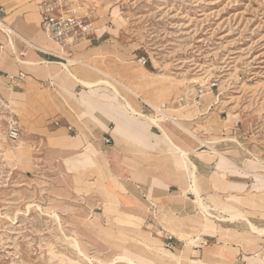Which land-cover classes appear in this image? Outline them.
<instances>
[{
	"label": "crops",
	"instance_id": "0c3cea01",
	"mask_svg": "<svg viewBox=\"0 0 264 264\" xmlns=\"http://www.w3.org/2000/svg\"><path fill=\"white\" fill-rule=\"evenodd\" d=\"M40 1L0 0L1 95L14 107L21 129L23 115L36 128V141L44 142L39 154L59 159L56 166L77 182L74 194L89 211L97 210L103 219L126 218L156 234L170 253V264H264V152L231 144L236 141L223 135L226 127L198 130L201 116L215 112L216 102L204 96L197 105L193 96L184 101L180 95L156 116L155 104L136 91L130 78L112 76L103 66L84 67L83 59L102 47L94 44L103 36L100 29L95 27L88 43L52 44L42 28ZM110 76L128 88L116 85L118 95L106 83L88 88L81 81ZM126 102L144 115L165 119L158 125L138 118ZM189 110L190 116L184 113ZM26 141L22 138L23 147ZM182 150L189 151L194 165ZM195 188L204 203L214 206L209 205L208 216Z\"/></svg>",
	"mask_w": 264,
	"mask_h": 264
},
{
	"label": "rangeland",
	"instance_id": "374dc122",
	"mask_svg": "<svg viewBox=\"0 0 264 264\" xmlns=\"http://www.w3.org/2000/svg\"><path fill=\"white\" fill-rule=\"evenodd\" d=\"M67 7L103 32L94 42L102 47L83 59L84 67L103 66L112 76L130 78L156 107L180 95L190 100L203 87L204 99L216 105L197 129L226 127L223 135L236 141L231 144L264 152V0H68ZM142 56L146 66L137 62ZM1 90L0 83V264H130L118 256L170 264L161 239L142 224L89 211L74 194L77 182L56 166L59 159L40 155L44 142L36 141L26 115L21 125L27 157L9 155L22 138H7Z\"/></svg>",
	"mask_w": 264,
	"mask_h": 264
},
{
	"label": "built area",
	"instance_id": "2783aa9c",
	"mask_svg": "<svg viewBox=\"0 0 264 264\" xmlns=\"http://www.w3.org/2000/svg\"><path fill=\"white\" fill-rule=\"evenodd\" d=\"M67 6L68 0H41L39 3V13L43 31L50 40L63 45H74L92 35L95 27L89 19L76 16L66 11ZM0 10L3 11V8H0ZM1 29L6 34L11 32L4 26ZM137 62L142 66H146L148 58L145 56L139 57ZM21 76H23L22 73ZM206 93L205 88H197L193 95L194 102L197 105H201V99ZM166 105V103H163L159 107H152V110L156 116H162ZM2 107L3 111H7L9 115L7 117V138L11 142H17L21 138L22 129L13 114L9 113V110L11 111L10 103L3 101ZM106 141L109 142V139H106ZM167 240V246H169L172 236H168Z\"/></svg>",
	"mask_w": 264,
	"mask_h": 264
},
{
	"label": "bare ground",
	"instance_id": "6f19581e",
	"mask_svg": "<svg viewBox=\"0 0 264 264\" xmlns=\"http://www.w3.org/2000/svg\"><path fill=\"white\" fill-rule=\"evenodd\" d=\"M12 28V27H11ZM11 30V29H10ZM12 32L14 33V34H17V33H15L13 30H12ZM3 34V33H2ZM13 36V35H12ZM19 37V36H18ZM25 40V39H24ZM16 41V40H15ZM12 43V42H11ZM16 45V44H15ZM13 47V46H12ZM17 48V47H16ZM17 50V49H16ZM32 50V49H31ZM1 52V51H0ZM28 58H29V56H28ZM30 59H32V58H30ZM43 59V58H42ZM20 61L21 62H23V63H26V64H36L35 62H33V61H29V60H21L20 59ZM43 62V61H42ZM48 62V61H47ZM47 62H46V64H47ZM72 63V62H71ZM57 64H59V63H57ZM45 65V64H44ZM62 67H64L69 73H70V68H69V66L66 64V63H62V64H60ZM73 73V72H72ZM71 73V74H72ZM144 73V72H143ZM150 73H152V72H150ZM73 75V77H75V79H79V78H77L74 74H72ZM144 76H140V77H142L143 78V80H144V82H148V78L149 77H147V75L145 76V74H143ZM81 80V79H80ZM82 81V83H84V85L86 86V87H88V88H92V87H94L95 85H97L98 83H106V84H108L109 86H111L117 93L116 94H118L119 95V90H118V88L115 86V84H113L112 82H110V81H108V80H100V81H97V82H92V81H88V80H81ZM127 88V87H126ZM84 98H86V97H84ZM86 101V100H85ZM84 101V102H85ZM125 101V100H124ZM126 101H127V99H126ZM125 107L127 108V110L129 109V110H131L134 114H136L137 115V117L138 118H140V117H143V118H145V119H148V120H150V121H152L153 123H156V124H158V125H160V121H163L164 120V118H157V117H153V116H149V115H144L143 113H141L140 111H138L137 109H135V108H133L132 106H131V104L129 103V102H126L125 103ZM133 114V115H134ZM135 115V116H136ZM3 118V117H2ZM6 118V117H5ZM142 118V119H143ZM167 118V117H166ZM142 128H143V126H142ZM148 129V128H147ZM164 135L166 136V137H168L169 135H168V133L166 132V131H164ZM229 139H231V137L229 138ZM237 139V138H236ZM235 139V140H236ZM170 140V139H169ZM183 151V150H182ZM189 152V151H188ZM188 152L187 151H183V154H184V156H185V158H186V160H187V162H189V163H191V165H194V163H192V162H190L191 160H190V158H189V156H188ZM9 155L11 156V157H18L20 160H21V158H23V155H24V147H23V143L22 142H19L18 143V145L15 147V148H12V150H10V152H9ZM8 155V156H9ZM26 159V158H25ZM15 164V163H14ZM12 167V166H11ZM19 167V166H18ZM193 174V173H192ZM264 175V174H263ZM194 177H195V175H194ZM257 177V176H256ZM262 177H264V176H262ZM262 179V178H261ZM196 189V188H195ZM196 191V193H197V198H198V201H199V203H200V206H201V208L203 209V211L205 212V213H209V205H206L203 201H202V198H201V196H200V194H199V192H198V190L196 189L195 190ZM53 215V214H52ZM97 219V218H96ZM95 222V221H94ZM98 222V221H97ZM252 227L253 228H255V226H253L252 225ZM261 232H264V231H261ZM188 242V241H187ZM177 252V251H176ZM81 253V252H80ZM179 253V252H178ZM82 254V253H81ZM180 254V253H179ZM84 257V256H83ZM89 260V259H88ZM116 260H126L127 262H129L130 264H136L135 263V260L133 259V258H131V257H128V256H118L117 258H116Z\"/></svg>",
	"mask_w": 264,
	"mask_h": 264
}]
</instances>
